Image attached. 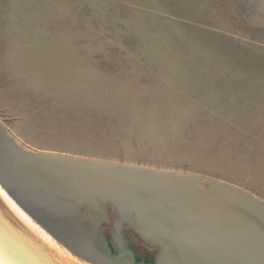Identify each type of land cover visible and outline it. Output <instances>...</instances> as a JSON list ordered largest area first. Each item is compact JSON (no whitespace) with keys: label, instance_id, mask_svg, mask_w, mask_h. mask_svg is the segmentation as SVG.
Here are the masks:
<instances>
[{"label":"rangeland","instance_id":"rangeland-1","mask_svg":"<svg viewBox=\"0 0 264 264\" xmlns=\"http://www.w3.org/2000/svg\"><path fill=\"white\" fill-rule=\"evenodd\" d=\"M0 120L37 152L264 201V0H0ZM123 230L137 256L159 254Z\"/></svg>","mask_w":264,"mask_h":264},{"label":"water","instance_id":"water-1","mask_svg":"<svg viewBox=\"0 0 264 264\" xmlns=\"http://www.w3.org/2000/svg\"><path fill=\"white\" fill-rule=\"evenodd\" d=\"M21 159L22 158H20V160ZM53 159L54 157L39 155L34 156L31 160L29 159L30 161L24 159L25 161L18 162V160H15L13 155L9 154V152H0V165H2L1 168H3V172L8 175L17 189L18 187H21L25 190V195L28 199H32L34 203L38 204L40 208L47 213L46 216L54 219V221L59 224L58 226H66L65 228L67 229H72V227L70 228V225L73 226V230L97 229L101 233V237L106 241V254L108 252L110 257H113L116 260L120 258L129 259L126 257L127 255H122L121 257L117 249H114L111 246V237H109L104 231L103 222H110L108 209L111 208L117 217V220L114 223L117 232L113 237V242H116L118 245L120 242H123V225L125 224L133 226L142 237L144 236L142 234L143 230H140L138 227L141 225L134 222L131 217L130 219H123L122 216V212H125L126 209L128 210L129 205L127 202L129 201L126 200V197L131 193L139 196L140 200L145 199V206L155 207L159 211L158 213L160 216L158 220L161 221L157 226L162 229L167 228V230L165 229L166 232L172 233L164 238L166 245L172 241L171 237H174V241H176L177 244H180L185 241V234L187 232H185V230L182 231L183 229L181 228H197L196 223L197 221L199 222L202 217L197 215L198 208L195 210L192 206L191 209L186 208L184 213H180L178 210L172 209L168 203H163L162 200L164 197L172 198L171 201H173V199L177 200V198H179L177 197V193H182L185 189L190 191L195 183L202 182L205 187L210 189L215 188V191L222 190V194L225 193L227 196H232L230 197L232 199L226 198L224 199V202L220 204H218L217 201L206 204L207 207L214 208V211L210 216H216L217 214L216 218H212L215 224L227 227L221 228V230L216 228V230L210 231L207 236L208 241L210 240L213 243L217 242L215 245L218 247L219 244V246L222 247L221 254H219L221 255L222 262L224 260L225 264H259V262L264 264V252L261 251L262 246L257 243L259 242V239L255 235L253 238L251 237V231H253V228L255 229L256 226L253 225L252 221L250 224L247 222V220L253 216V212L256 210L255 208H259V204L255 199L245 194V192L239 188L217 181L211 182V180H202L201 178L192 175H176L175 173H166L139 167L104 164L100 161L69 158L72 161L82 163L83 165L81 166L92 168L99 167V172L103 173V175L100 176L107 177L106 174L115 172L126 177H121L123 179L121 182H113V184L117 183L116 190L120 192L121 196L116 198H106L103 200L99 207L102 208L105 215L99 216L103 212L98 213V211H94L98 208L90 204L91 200H89L90 198L88 196L77 198L80 196L74 197L70 194L61 193L63 191L57 186L59 182L55 179L58 177L56 176L57 172L54 173V175L50 170L51 168L48 169L45 167L46 163L54 162L52 161ZM56 161L58 164L65 167H67V165H72L71 163L66 162V159L63 158H58ZM5 162L9 167H13L14 165V170L9 171ZM20 168L22 171H20ZM24 172H27L28 175L24 174ZM129 177H132L133 179L130 180L128 179ZM138 178H142L145 182L138 181ZM178 183L183 186L178 185ZM189 183H191V186ZM45 184H47V187ZM208 200L212 201L211 196L208 197ZM58 202L60 205L62 203L61 208L57 207ZM67 204L72 205V208H69L71 211L62 209V206L63 208H66L64 206ZM50 207L52 209H50ZM218 207L220 210L216 209ZM132 212L133 211H131V213ZM193 212L194 214L189 217L185 216L186 213L191 214ZM66 213L69 214L67 215ZM133 213L136 215L133 219L140 217L144 221V224L142 225H144V228L148 231L149 227L146 223V220L148 219L145 218V212L141 209L139 210L135 208ZM188 219L190 222L187 221ZM205 225L213 226V224L207 223ZM176 228H178L177 232L173 233V230ZM216 231H221L219 238L215 235ZM192 234L195 235L198 233L197 231L191 233L190 238ZM19 238L26 241L33 249L30 248L28 251L27 245L22 240H19ZM143 238L146 239V235ZM159 242L160 241L157 240V245H155L159 248V254H156V260L151 264L163 263L160 261L162 259L163 246H161L162 244ZM114 255H116V257H114ZM129 257L132 258L131 256ZM0 264L69 263L57 254L52 246L45 240L44 236H41V234L36 232L33 227L25 223L17 213L15 214L12 205L7 206L0 198ZM131 264L143 263H138L132 260Z\"/></svg>","mask_w":264,"mask_h":264},{"label":"bare ground","instance_id":"bare-ground-1","mask_svg":"<svg viewBox=\"0 0 264 264\" xmlns=\"http://www.w3.org/2000/svg\"><path fill=\"white\" fill-rule=\"evenodd\" d=\"M0 152H9V154H12L15 160L25 161L24 159H33L34 156H48V157H54L52 163L48 162L46 163V168H51V172L54 174L57 172L56 176H58L57 181L60 183L57 184V186L62 189L61 193L70 194L72 196H80L77 198H82L85 196H88L91 200L90 204H92L94 207L98 208L94 211H98V213L103 212L102 208L99 207L103 200L106 198H116L121 196L120 192L116 190V184H113L114 181L121 182L123 179L126 178L123 177L119 173L110 172L109 174H106L107 177L100 176L103 175V173L99 172L100 168H92L87 166H81L82 163H79L77 161H72L69 158H75V159H84V158H76V157H69L62 154L57 153H47V152H37L31 149L30 147L26 146L19 138H17L15 135L10 133L8 131L7 127L3 124V122L0 120ZM20 158H22L20 160ZM63 158L66 159V162L71 163L72 165H67V167L58 164L56 159ZM29 160V161H30ZM85 160H91V161H100V160H93V159H85ZM104 164H112V165H124V164H118V163H111V162H105L100 161ZM6 167L9 171L14 170L13 167H9L8 164L5 162ZM39 165V164H37ZM61 165V167H60ZM128 166L129 165H124ZM2 165H0V198L3 200V202L6 203V205H12L13 211L15 214L17 213L18 216L29 226L33 227L34 230L41 234V236L45 237V240L52 246V248L57 252L58 255H60L65 261L69 264H131L133 258L132 252H129L127 249V245L125 242H120L118 245L117 251L121 255H127L126 258L123 259H114L113 257H110V254L107 252L106 254V241L104 238L101 237V233L97 229H77L73 230V226L70 225V228L67 229L62 226H58L54 219H51L50 217L46 216V212H44L40 206L33 202L32 199H28V197L25 195L26 192L23 188L18 187V189L15 187V184H13L8 177V175L3 172V168H1ZM18 167V166H16ZM131 167V166H130ZM132 167H139V166H132ZM139 168L149 169V170H157L161 172L166 173H175L176 175L186 174L183 172H177V171H165V170H158V169H152L148 167H142ZM21 169V168H20ZM22 171V169L20 170ZM23 173V172H22ZM24 174H27V172H24ZM55 175V174H54ZM192 175L197 178H201L202 180H211L217 181L220 183L228 184L229 186H233L236 188H239L237 186H234L232 184L218 181L215 179L202 177L200 175H194V174H186V176ZM122 177V178H121ZM190 177V176H189ZM136 178V177H134ZM128 179H133L132 177H129ZM142 178H138V181H143ZM49 185V184H48ZM183 186L182 184H179ZM191 186V183H189ZM47 187V184H45ZM55 187V186H53ZM47 189V188H46ZM215 188H208L205 187L204 183L198 182L195 183L192 187V190L182 191V193H177V200L169 197H164L162 202L168 203L172 209L178 210L180 213H184L186 211V208L191 209L193 208L196 210L198 208L197 215L200 218V221H197V228H188L184 227L182 231L185 230V241H183L180 244H177L176 241H174V237H171L172 241L166 245L164 242V238L169 236L172 233L166 232L167 228L162 229L161 227L157 226V224H160L161 220L159 219V211L155 207L145 206L144 200H140V197L137 195H133V193L129 194L126 198L128 200V210L126 209L125 212H122L123 219H131L134 220L137 224L143 226H138L139 229L143 230V237L146 235L145 241H147L150 246L153 248L155 245H157V240H159L163 246V252H162V264H225V261L221 258V246L218 247L215 245L217 242H211L208 241L207 236L208 233L212 230H216L221 228H227L222 225L215 224L212 218H216V216H210L211 213L214 211V208L207 207L206 204L214 203L213 201H217L218 204L223 203L224 199L230 198L232 196H227L225 193L222 194V190H214ZM241 189V188H239ZM245 192L248 196L255 199L256 202L259 204V208H255L253 212V216L247 220V222L250 224V222H253V225H255V229L253 228V231H251V237L255 235L258 239L260 244L262 246L261 251L264 252V201L260 198L256 197L255 195L241 189ZM211 196L212 201L208 200V197ZM49 198V197H48ZM52 199V198H51ZM148 199V198H147ZM232 199V198H230ZM149 200V199H148ZM217 204V205H218ZM62 205V203H61ZM61 205L58 202L59 208H61ZM144 205V206H143ZM154 206V205H153ZM220 206V205H218ZM66 208L62 209L71 211L69 208H72V205L67 204L64 206ZM223 207V206H221ZM136 209H141L143 212H145V218L146 220L148 231L144 228V221L138 217L133 219L136 215L133 213ZM50 209H52L50 207ZM218 210V208H216ZM131 211H133L131 213ZM57 214V213H56ZM67 215L69 213H66ZM132 214V215H131ZM194 214H185L186 217H189L190 215ZM105 213H101L99 216H104ZM197 216V217H198ZM206 217V218H205ZM205 218V220H204ZM261 218V222L259 223V220ZM57 219V218H56ZM187 221L190 222L188 219ZM216 221V220H215ZM219 222V221H217ZM213 224V226H206L205 224ZM220 223V222H219ZM195 226V227H196ZM126 228V227H125ZM115 229V227H114ZM178 228L173 230V233L177 232ZM124 231V230H123ZM197 231L198 234L191 235ZM138 232V231H137ZM180 232V233H185ZM203 232V233H202ZM220 232V233H219ZM207 233V234H206ZM206 234V235H205ZM15 235V234H14ZM215 235L219 238L221 235V231H216ZM16 236V235H15ZM197 236V238H196ZM202 238H200V237ZM17 237V236H16ZM158 239H156V238ZM19 240H22L27 245V250H30L29 244L24 241L23 239L19 238ZM180 241V240H179ZM218 241V240H217ZM164 244V245H163ZM261 248V247H260ZM33 249V248H31ZM157 249V248H156ZM158 250V249H157ZM131 256L132 258H130ZM209 256V259H208ZM116 257V255H114ZM261 264V262H259ZM263 264V263H262Z\"/></svg>","mask_w":264,"mask_h":264},{"label":"flooded vegetation","instance_id":"flooded-vegetation-1","mask_svg":"<svg viewBox=\"0 0 264 264\" xmlns=\"http://www.w3.org/2000/svg\"><path fill=\"white\" fill-rule=\"evenodd\" d=\"M129 247H130V249L132 248L131 249L132 251L129 249ZM127 249L129 250V252H132L131 254H133L132 256L134 258V261H136L138 263L151 264L152 262H155V260H156V256H157L156 254L154 255L151 253H146V254H143L144 257L143 256H137L138 254H140V251H138V244L137 245L136 244H133V245L128 244ZM135 257H136V259H135Z\"/></svg>","mask_w":264,"mask_h":264}]
</instances>
